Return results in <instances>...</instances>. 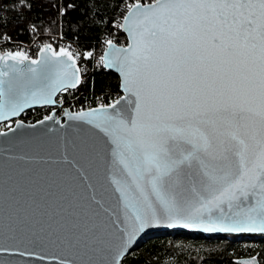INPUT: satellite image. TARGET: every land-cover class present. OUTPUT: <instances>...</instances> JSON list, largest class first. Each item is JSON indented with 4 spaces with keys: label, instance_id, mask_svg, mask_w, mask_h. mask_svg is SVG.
Segmentation results:
<instances>
[{
    "label": "snow or ice",
    "instance_id": "6c2138e0",
    "mask_svg": "<svg viewBox=\"0 0 264 264\" xmlns=\"http://www.w3.org/2000/svg\"><path fill=\"white\" fill-rule=\"evenodd\" d=\"M17 3L31 8L28 0ZM124 20L122 27L132 42L116 48L106 41L115 55L101 60L121 73L128 97L74 118L92 124L117 148L122 143L129 150L136 146L141 153L134 156L137 172L141 178L145 173L151 177V190L169 219H183L185 227L203 226L206 231L264 232V0H153L146 5L135 0ZM42 53V60L33 64L43 63L49 71L58 65L73 69L58 80V88L80 84L71 52L63 48L57 52L48 45ZM27 59L22 52L0 56V61ZM5 83L0 80V85ZM38 88L44 103H54L50 92L58 89L45 92L44 80ZM6 95L0 108L16 114L37 91H20L9 84L7 90L0 87V98ZM219 147L222 160L230 161L232 155L236 159L230 161L229 171L216 176L208 169H214L211 161ZM114 155L133 175L124 153ZM190 172L198 174L199 183L211 194L195 215L185 214L173 190ZM133 179L144 195L140 180L135 175ZM225 203L227 211L221 207ZM209 205L218 208L215 217ZM204 209L209 213L207 223L202 219ZM152 217L157 218L155 211ZM135 221L133 231L145 224L140 215ZM74 243L103 249V240L95 233L75 236Z\"/></svg>",
    "mask_w": 264,
    "mask_h": 264
},
{
    "label": "water",
    "instance_id": "95a60500",
    "mask_svg": "<svg viewBox=\"0 0 264 264\" xmlns=\"http://www.w3.org/2000/svg\"><path fill=\"white\" fill-rule=\"evenodd\" d=\"M121 30L126 36V45L113 44L116 48H127L132 42L131 37L125 27ZM46 46L48 44L41 47L36 59L28 57L23 63L0 61V72L6 73L0 76V80L6 82L0 87L7 90L10 84L20 91H37V96L29 97L28 105L16 114L6 107L0 108V124L14 122L12 128L0 132V264H116L117 260L121 264L146 236L164 231L207 236H264L260 231H206L203 226L185 227L183 219L180 222L169 219L151 190V177L145 173L141 178L137 172L134 156L139 157L141 153L136 146L129 150L122 143L117 148L92 124L74 118L81 112L88 113L101 107L76 112L66 108L60 115L59 95L78 89L83 77L73 58L81 82L75 88L66 85L58 88V80L65 72L70 76L73 69L58 65L49 71L43 63L33 64V60H42V50ZM46 54L51 56V52ZM106 54L115 55L108 45L104 57ZM63 59L67 60V57ZM29 69L37 71L33 73ZM103 69L119 77L121 97L127 98L128 93L121 87V73L106 67L104 61ZM42 80L48 85L45 92L58 89L50 92L54 103L43 102L38 88ZM0 99L6 101L8 96ZM45 107L54 108L49 117L35 123L21 120L26 112ZM222 151L219 147L214 161L207 158L214 165V169L208 171L216 176L229 171L230 161L236 159L232 155L230 161L222 160ZM114 152L124 153L133 175L143 185L144 195L137 190L133 175L128 174V169ZM117 180L119 184L114 182ZM173 190L182 201L185 214L195 215V209L204 200L211 199L210 192L199 183L198 174L192 172ZM209 207L215 217L218 208L215 205ZM221 207L227 211L226 203ZM153 211L157 216L155 219ZM136 215L144 218L145 224L133 231ZM208 216L207 209L202 210L204 223ZM73 223L76 228L72 227ZM86 232L88 235L95 233L103 240L102 250L74 243L75 236ZM253 258L254 264H260L256 256L240 258L237 264H251Z\"/></svg>",
    "mask_w": 264,
    "mask_h": 264
},
{
    "label": "trees",
    "instance_id": "16d2710c",
    "mask_svg": "<svg viewBox=\"0 0 264 264\" xmlns=\"http://www.w3.org/2000/svg\"><path fill=\"white\" fill-rule=\"evenodd\" d=\"M125 1L133 0H28L29 9L20 8L17 0H0V43L28 44L35 39L45 42L50 35L60 33L84 50L104 38L126 45L125 34L115 28ZM145 1L140 0L143 4ZM121 94L119 77L99 68L86 76L78 89L65 91L59 97L73 100L75 106L69 109L76 111L78 107L93 108L99 96L108 100ZM28 119L22 118L29 123ZM39 120L41 117H35L30 123ZM253 256L264 264V236L164 231L146 236L121 264H237L240 258Z\"/></svg>",
    "mask_w": 264,
    "mask_h": 264
},
{
    "label": "built area",
    "instance_id": "2783aa9c",
    "mask_svg": "<svg viewBox=\"0 0 264 264\" xmlns=\"http://www.w3.org/2000/svg\"><path fill=\"white\" fill-rule=\"evenodd\" d=\"M134 2L135 0L125 1L123 3L122 5L123 14L119 17L117 22H115V28L121 30L124 17L129 10V5H131ZM145 2H146L145 4H149V3H152L153 0H146ZM108 40H111V38H104L95 47L91 49H87V50L81 49L76 42L65 40L60 33L50 35L46 39L45 42L39 39H35L34 41L28 44L9 43L7 41H3L0 43V56L8 54V53L14 54L16 52H22L27 57L36 59L38 57V53L41 47L46 44L52 45L56 49V51H59L60 49L63 48L72 53L73 58L75 59L78 66L80 67L82 77H83L82 78L83 79L82 82H83L85 77L91 74L95 69L103 68V61L101 60V58L104 57V53L107 48L106 41ZM88 52H91L92 55L86 56V53ZM121 96L122 94L109 97L108 100H106L103 96H99L96 100V104L94 107H101L102 105L103 106L111 105L116 100H118ZM57 102L60 104V109H61L60 115L63 113L64 109L70 108V106H75V103L73 100L67 101L65 97L63 96L58 97ZM53 109L54 108L45 107L42 109L30 110L21 117V120L23 117L29 118L28 120L30 122H31V119L35 117H41V119L47 118L51 115V112L53 111ZM86 109H90V108L78 107L76 111H83ZM13 124L14 122H7V123L0 124V132L9 130L10 128H12Z\"/></svg>",
    "mask_w": 264,
    "mask_h": 264
}]
</instances>
